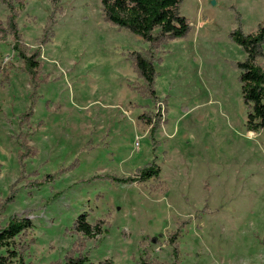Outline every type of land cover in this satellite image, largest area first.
<instances>
[{
    "label": "rangeland",
    "instance_id": "obj_1",
    "mask_svg": "<svg viewBox=\"0 0 264 264\" xmlns=\"http://www.w3.org/2000/svg\"><path fill=\"white\" fill-rule=\"evenodd\" d=\"M57 7L54 35L41 48L33 113L22 126L29 79L11 37L0 42V198L22 179L0 223L14 214L31 219L22 239H34L26 261L64 264L78 239L73 219L86 211L89 222L102 219L106 227L85 241L91 261L264 264V132L246 130L235 66L244 53L229 38L237 27L251 33L264 25V0H182L191 31L157 52L154 100L137 89L142 81L129 61L146 42L105 21L100 0ZM52 9L48 0H26L20 9L30 48ZM6 13L0 3V20ZM146 111L156 115L154 142L138 119ZM26 139L35 154L22 146ZM153 158L157 181L95 178L128 176ZM27 180L39 185L26 187Z\"/></svg>",
    "mask_w": 264,
    "mask_h": 264
},
{
    "label": "trees",
    "instance_id": "obj_2",
    "mask_svg": "<svg viewBox=\"0 0 264 264\" xmlns=\"http://www.w3.org/2000/svg\"><path fill=\"white\" fill-rule=\"evenodd\" d=\"M48 1L53 9L47 18L41 35L36 40V48H30L24 43L17 22L19 11L24 8L26 0H0V3L7 10L5 19L0 20V42L11 37L13 41L12 51L22 64L20 69L28 76L31 90L28 96L30 104L26 111L20 114V118H23L21 126L28 124L32 116L33 112L30 105L36 101L37 89L41 81V48L53 37L55 15L60 10L57 7L60 0ZM181 2L182 0H100L105 21L119 29H126L148 44L145 50L130 52L129 61L136 76L142 81L137 89L143 96L145 95L151 100L155 99V78L157 76L154 64L160 59L157 57V52L163 50L170 41L187 37L191 31L188 18L180 11ZM229 38L244 53V59L236 62L235 66L238 70L237 80L240 85L241 99L246 107V130L264 132V64L258 63L259 59L264 58V25L258 26L251 33H245L241 27H237L230 32ZM2 71L1 83L9 81L7 70L2 68ZM155 116L151 111L142 112L138 116L140 121L150 126L149 137L152 142H154L156 131ZM22 146L30 154L36 153V149L27 144V139ZM160 173V167L153 158L128 176L102 175L95 178L107 179L117 184H141L151 183L152 180L157 181L160 178ZM20 180L22 179L16 183ZM16 183L11 185L12 188L4 199L0 198V213L7 204L14 201ZM35 184L39 185L37 180L25 182L26 187H32ZM152 187L157 188L154 185ZM32 227L33 223L30 218L15 214L10 216L4 224L0 223V264H33L26 261L25 253L34 243V239H30L26 243L22 240ZM70 229L72 233L78 236V239L72 248L66 251L63 259L64 264H116L110 258L96 262L91 261L88 253L83 251L86 240L96 239L106 231L104 220L97 219L91 223L88 220V213L82 211L73 219ZM170 235L171 242H175L177 232ZM173 255L174 257L178 255L176 246L173 247ZM133 264L157 263H153L147 257L140 256Z\"/></svg>",
    "mask_w": 264,
    "mask_h": 264
}]
</instances>
